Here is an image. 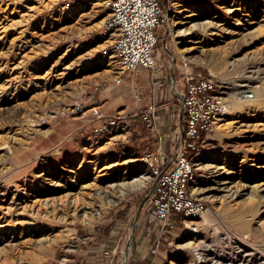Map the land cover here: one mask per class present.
Segmentation results:
<instances>
[{
    "label": "rangeland",
    "instance_id": "rangeland-1",
    "mask_svg": "<svg viewBox=\"0 0 264 264\" xmlns=\"http://www.w3.org/2000/svg\"><path fill=\"white\" fill-rule=\"evenodd\" d=\"M163 1L175 7L159 29L156 59L167 68L175 62V79L187 59L188 70L212 75L229 101L191 187L206 210L181 223L175 216L174 227L156 220L157 235L136 250L140 204L152 185L140 155L164 148L161 133L130 118L98 140L84 127L71 130L75 120L89 124L72 108L88 109L122 71L98 50L107 11L98 1L64 9V0H0V264H87L120 223L122 264L139 206L126 264H264V0ZM136 71L119 85L130 86ZM173 98L177 112L181 97ZM128 124L130 132L117 135ZM144 172L145 183L121 195L123 183Z\"/></svg>",
    "mask_w": 264,
    "mask_h": 264
},
{
    "label": "built area",
    "instance_id": "built-area-1",
    "mask_svg": "<svg viewBox=\"0 0 264 264\" xmlns=\"http://www.w3.org/2000/svg\"><path fill=\"white\" fill-rule=\"evenodd\" d=\"M99 3H98V2ZM98 3L107 11L99 28L97 39L99 52L110 57L122 71L113 78L115 84L123 82V73L137 69L153 71L156 67L155 50L159 42V29L169 21L174 3L163 0H64L63 8L88 6ZM183 71L175 79V87L181 97L183 123L174 155L164 148L144 151L140 159L148 162L152 169V185L146 194L145 208L162 226L174 227L175 216L198 217L206 210L205 202L191 190L196 181V163L219 115L229 108V101L221 94L212 75L194 73L188 70V60L182 58ZM95 90L98 86H95ZM135 101H141V92L133 94ZM88 109L76 104L73 111L89 122L102 120L95 127L92 138L98 140L123 128L127 118H138L145 128L159 132L155 113L158 104L152 102L144 109L131 113L106 114L95 98ZM88 111V114H87ZM105 119V120H104Z\"/></svg>",
    "mask_w": 264,
    "mask_h": 264
},
{
    "label": "crops",
    "instance_id": "crops-1",
    "mask_svg": "<svg viewBox=\"0 0 264 264\" xmlns=\"http://www.w3.org/2000/svg\"><path fill=\"white\" fill-rule=\"evenodd\" d=\"M158 59L159 56H157L156 67L153 71L149 72L142 69L137 70L134 75L129 78L131 81L130 86L126 84H114L112 87L105 88L98 94V101L102 111L106 114H121L123 111L129 112L131 110L135 113L144 109L152 102L158 104L159 107L155 113V120L159 132L161 133V143L170 155H174L181 127L177 117V114L179 115L181 109V100L179 106H177V112H175V102L173 98L174 94L177 93L174 78L175 62L173 61V63L169 64L167 68L165 67L164 62L161 64L158 62ZM180 67L181 65L179 63L177 68ZM127 74L128 73L126 72L123 73V80ZM121 86H124L123 95L120 93V90L122 89ZM152 88L153 92L151 93ZM135 89H139L141 92V101L138 102V104L134 102L132 95V92H134ZM129 120H133L135 122L140 121L142 123V121L138 118ZM74 122L76 124L71 125L73 126L71 127V130L81 129L84 127V132L89 130L90 133H93L95 127H97L102 120H95L92 122H89L88 120L89 124L87 125L86 123H80L81 121L79 120H75ZM66 124H68L67 121ZM142 125L144 126L143 123ZM127 127L128 128L125 130V133H121L120 131L117 135H125L130 132L129 124ZM67 128L68 127H66V129ZM144 131H147V129ZM145 133L146 132H139L137 136H140L139 138L143 140H149L151 137H149L148 133ZM201 156L197 159L196 169L199 168V160ZM144 209V215L140 218V221L137 224V243L140 245L136 247L137 251H140L141 246L147 242L145 238L148 235L149 238L157 235V228L154 227L156 220L151 216L146 208ZM117 226L118 227L115 228L113 234L109 235L106 240L97 242L98 246L94 248L95 252L93 255V257L97 258V260H88L86 261L87 264H118L119 254L117 250L120 248L119 246L123 234L122 230L124 228L121 223Z\"/></svg>",
    "mask_w": 264,
    "mask_h": 264
},
{
    "label": "bare ground",
    "instance_id": "bare-ground-1",
    "mask_svg": "<svg viewBox=\"0 0 264 264\" xmlns=\"http://www.w3.org/2000/svg\"><path fill=\"white\" fill-rule=\"evenodd\" d=\"M76 7H78V6H76ZM84 7V6H83ZM194 8H195V4H191V5H186V7H184L183 9L184 10H187V11H191V10H194ZM76 9V8H75ZM75 11H77V10H75ZM72 12V11H71ZM74 13V12H73ZM72 13V14H73ZM195 24H197V23H195ZM210 25V24H209ZM196 26V25H195ZM207 26V25H206ZM193 27V26H192ZM197 27V26H196ZM198 28V27H197ZM66 67V66H65ZM111 69V68H110ZM107 70V69H106ZM241 88V87H240ZM242 89V88H241ZM263 89V88H262ZM235 90V89H234ZM219 123V122H218ZM217 123V124H218ZM36 125V124H35ZM262 135V134H261ZM233 144V143H232ZM203 156V155H202ZM201 156V157H202ZM219 168V167H218ZM220 170V169H219ZM213 171V170H212ZM225 171V170H224ZM229 172V171H228ZM219 173V172H218ZM227 174V173H226ZM214 176V175H213ZM149 177V175L147 174V172H144V174H142V175H139L138 177H136V178H134L133 180H131L130 182H129V184H127V182H125L126 183V185L123 183V186H122V191H121V195H123V194H125L126 193V191H129V190H131V189H134V188H136V187H138V186H140V185H142V184H144L145 183V180H146V178H148ZM217 177V176H216ZM219 177V176H218ZM214 180V179H213ZM224 180V179H223ZM129 181V180H128ZM217 181V180H216ZM228 181V180H227ZM226 182V181H225ZM219 183V182H218ZM232 183V182H231ZM224 184V183H223ZM227 184V183H226ZM225 185V184H224ZM231 185V184H230ZM243 186V185H242ZM246 186V185H245ZM245 186H243L242 188H239V189H237L236 191H234V193L235 194H238V193H240V192H242V190H244V188H245ZM213 187V186H212ZM229 187V186H228ZM233 187V186H232ZM232 187H230V188H232ZM237 187V186H236ZM218 188V187H217ZM229 188V189H230ZM238 188V187H237ZM260 188H262V189H264V186L263 187H260ZM259 188V189H260ZM223 189V188H222ZM224 189H225V187H224ZM227 189V188H226ZM223 192V191H222ZM261 192V191H260ZM257 193V192H256ZM258 194V193H257ZM225 195V194H224ZM258 196H259V194H258ZM232 197H234V196H232ZM260 197V196H259ZM230 200H231V198H230ZM259 220V219H258ZM257 221V220H256ZM262 221V220H261ZM259 222V221H258ZM261 233V235L263 236V240H264V230L262 231V232H260ZM258 238V237H257ZM262 238V237H261ZM263 245H264V243L263 242H261ZM205 245H207V244H205ZM243 245V244H242ZM256 245V244H255ZM261 246V245H260ZM245 249V248H244ZM260 249V248H259ZM260 251H261V249H260ZM236 255V254H235ZM210 259V258H209ZM217 264V263H216Z\"/></svg>",
    "mask_w": 264,
    "mask_h": 264
},
{
    "label": "water",
    "instance_id": "water-1",
    "mask_svg": "<svg viewBox=\"0 0 264 264\" xmlns=\"http://www.w3.org/2000/svg\"><path fill=\"white\" fill-rule=\"evenodd\" d=\"M163 40H165V37L163 38ZM174 83V82H173ZM180 115L182 116V106H181V109H180ZM180 125H182V122H180ZM146 200V196L145 198L142 200L140 206L145 202ZM138 207V211L134 217V220H133V226L131 228V231L129 233V236H128V239L126 241V244H125V247H124V253H123V263L122 264H126V261L128 259V255H129V251H130V247H131V244L134 240V236H135V222L138 218V215H139V212L141 210V207Z\"/></svg>",
    "mask_w": 264,
    "mask_h": 264
},
{
    "label": "trees",
    "instance_id": "trees-1",
    "mask_svg": "<svg viewBox=\"0 0 264 264\" xmlns=\"http://www.w3.org/2000/svg\"><path fill=\"white\" fill-rule=\"evenodd\" d=\"M127 221V220H126ZM177 223H181V217L179 216L178 218H177ZM107 230V231H106ZM105 231L106 232H109L108 234H110L111 232H110V230H108V229H105ZM106 232H104V234H102V236L103 237H107L108 235H106L107 233ZM105 240L107 239V238H104ZM102 241H104V240H102Z\"/></svg>",
    "mask_w": 264,
    "mask_h": 264
}]
</instances>
